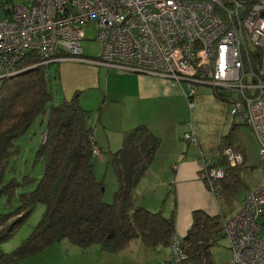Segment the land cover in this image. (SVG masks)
I'll return each mask as SVG.
<instances>
[{
    "label": "built area",
    "instance_id": "obj_1",
    "mask_svg": "<svg viewBox=\"0 0 264 264\" xmlns=\"http://www.w3.org/2000/svg\"><path fill=\"white\" fill-rule=\"evenodd\" d=\"M86 25L101 44L97 60L81 55ZM27 53L39 64L74 59L173 78L188 87L189 107L199 85L231 91L230 113L241 115L264 159V0H0V80L18 74ZM183 139L197 147L194 134ZM200 154L199 176L211 184L223 172ZM222 236L231 264H264V181L245 193ZM169 250L158 264L187 259L177 236Z\"/></svg>",
    "mask_w": 264,
    "mask_h": 264
},
{
    "label": "trees",
    "instance_id": "obj_2",
    "mask_svg": "<svg viewBox=\"0 0 264 264\" xmlns=\"http://www.w3.org/2000/svg\"><path fill=\"white\" fill-rule=\"evenodd\" d=\"M39 63L33 53L25 54L17 63L21 71L1 80L0 85V242L15 231L36 204L44 206L30 234L10 252L0 251V264H15L64 238L83 251L97 245L111 254L121 252L133 240L153 249L169 248L176 236L174 214L166 215L163 205L154 211L145 208L135 192L160 148V138L145 124L123 133L121 146L108 156L117 187L112 201H103V183L94 174L93 151L99 148L88 121L89 111L78 104L77 96L54 103L49 63ZM38 116L45 119L35 151V161L43 163L42 175L39 179L28 174L20 180L7 178L6 174L14 170L10 160L19 155L16 141ZM232 138L233 133L222 137L219 155L210 158L211 167L222 170V176L215 177L211 184L201 178L213 194L217 188L232 196L241 184L240 167L221 154L224 148L232 147ZM191 217L189 229L180 238L187 255L184 262L213 264L208 249L221 237L226 217L201 209L193 210Z\"/></svg>",
    "mask_w": 264,
    "mask_h": 264
},
{
    "label": "rangeland",
    "instance_id": "obj_3",
    "mask_svg": "<svg viewBox=\"0 0 264 264\" xmlns=\"http://www.w3.org/2000/svg\"><path fill=\"white\" fill-rule=\"evenodd\" d=\"M83 26L84 25H82V27ZM94 37L95 29L93 26L86 25L84 29V38L80 41L81 55L84 58L97 60L101 53V44L95 40ZM60 63L61 61L49 63L47 69L52 82L53 102L56 104L66 99V94L62 89V82L60 80ZM81 63L83 64L78 67L77 73L70 74L66 72V86L69 89L73 88V86L76 85V79H78L77 82H81L83 80H89L87 79L89 76L91 78H99L98 86L83 90L77 88V90L73 91L71 97H78V104L89 111V119L97 121L99 116H101L104 122H109L111 127H109L107 133L108 138L111 140V144H108L106 141L104 142V147L107 146L113 149L112 152H114L121 146L123 132H120L116 127L122 119L121 112L117 108L115 102L111 100L114 99L115 93L122 89V86L121 81L119 82L114 76L110 75H114L113 73H126L117 69L107 68L106 66H98L93 63ZM78 76L79 78H77ZM83 77L85 79H82ZM181 85L185 91L189 90L184 82ZM106 91L109 93L106 94ZM218 92H225L224 94L227 97H219L214 93L212 87L199 85L197 86V92L192 97L193 107H189L187 104L188 102L185 100L184 105H181V102L175 103L178 108L174 109L172 114L168 111H166V114L155 113L156 107L153 105L143 106L142 111L148 121L162 119L167 123L169 122L171 126H169L168 129H170L171 134L172 128H174L175 132L179 135L187 129L186 132L196 136L198 142L197 147L193 144L188 145L185 139L182 140L186 143H184L183 151L195 150L196 154L194 157L197 160V170L199 166L198 157L201 156L200 152H202L207 159H215L219 155L218 145L221 138L228 133H233L232 147L224 148L221 154H226L232 165H238L240 167L239 175L241 184L232 196H227L222 192H218L216 190L217 188H215L214 197L210 189L207 197L208 201L211 203L209 204L210 206L206 204L210 211L218 210L219 213L227 219L238 211L245 193L257 188L261 181H264V159L260 157L258 144L251 129L244 123L241 115H232L230 113L232 107L230 99L233 97L231 91L218 89ZM135 111L140 114L142 113L138 109L127 104L126 109L123 111V115L127 116L128 113L133 114ZM138 124H142V122L135 121L133 125L126 130ZM234 125L236 126L233 131ZM44 126L45 119L38 116L25 134L16 141V145L19 148V155L10 160V166L14 167V170L6 174L7 178L15 177L17 180H20L23 175L27 174L36 179L41 177L43 163L41 161H35V151L44 133ZM118 132L120 134H118ZM154 133H158V137H167L166 134H159L160 132L157 131ZM114 137L115 139L112 140ZM119 140H121L120 145L118 144ZM176 146L177 149L181 148L178 145ZM233 147L237 148L238 151L235 152ZM106 149L108 148H105L100 156H94L92 159L95 177L103 183L102 199L105 202H111L117 183L114 171L108 163L109 153L112 152ZM174 152L171 154H174ZM176 160V156L168 161L162 160V157L159 158L155 156L152 164L146 171L148 175L145 174L147 176L145 183L141 186L142 180L136 187L137 192H139L138 201L140 200L141 205L144 204L150 208V205L147 203L148 201L155 208L159 205H163L166 211L168 207L171 208L172 205H174L172 190L174 185L170 183V178L173 176L174 163ZM171 163L173 164L171 165ZM209 168L211 169V166ZM157 176L159 178H156ZM159 180L163 183L162 186L161 184L158 185ZM32 188L33 187H31V189ZM193 195L194 194L189 193L182 194L180 192L178 196L176 190V216H179L181 213H190L189 208L191 206H189V204L194 200ZM152 199L159 200L155 201ZM16 206L17 203H14L13 207ZM43 211L44 206L41 203L36 204L32 212L23 220L15 231L0 242V251H2V253H8L26 238L34 226L39 222ZM130 243H132V245L126 246L122 252L116 255L102 252L98 249L97 245H93L86 251H83L81 247L70 243L67 238H64L44 248L36 255L20 258L15 264H158V262H162L164 258L167 257V250L164 246L152 249L140 245V247L137 248V246H134L137 244L135 240ZM208 252L213 264H231V250L226 237H219L216 243L209 247ZM182 264L190 263L183 262Z\"/></svg>",
    "mask_w": 264,
    "mask_h": 264
},
{
    "label": "crops",
    "instance_id": "obj_4",
    "mask_svg": "<svg viewBox=\"0 0 264 264\" xmlns=\"http://www.w3.org/2000/svg\"><path fill=\"white\" fill-rule=\"evenodd\" d=\"M81 62L93 63L90 61H79V60L77 61L74 59L62 60L60 63V80L62 82V89L66 94L65 96L66 99L71 98L73 91L77 90V88L83 90V89L93 88L99 85L98 82L99 78L97 77L91 78L89 76L87 78L89 80H83L81 82H77L78 79H76L75 81L76 85L73 86V88L69 89L66 86V82H67L66 72H69L70 74H74L75 72L77 73L78 67L83 64ZM98 66H102V65H98ZM113 74L114 75H110V76H114L117 80H119V82L121 81V86H122V89L119 90L117 93H115L114 99L111 100L115 102L122 116V119L119 121L118 125L116 126L117 129H119L120 132L122 131L124 133L127 128L133 125V122L135 121L142 122V124H145L152 132L157 131L160 132L159 134L163 133L166 134L167 136V137H159L161 143L156 156H158L159 158L162 157V160L164 161L172 160V158L176 156L177 160L174 163L175 164L173 169L174 173L173 176L170 178V183L174 185V187L172 188L174 195V205H172L171 208L168 207L167 211L164 210L163 208V211L166 215H171V213L174 214L175 234L178 238H181L186 234L187 230L191 225L190 224L192 222L191 213L193 210L201 209L206 213H208L209 215H216L219 213V211L218 210L210 211L208 206H206V204L209 205L211 203L208 201V197H207L210 189L201 180L198 174L197 162H196L197 160L194 157L196 154L195 150L183 151L185 142L182 139H183V134L186 133L187 129L183 131L182 134L179 135L178 133L175 132V129L172 128V134H171L170 129H168V127L171 126L169 122L167 123L162 119L157 121H148L142 111V108L143 106L153 105L156 107L155 113L166 114V111H168L170 114H172L173 110L178 108L176 107L175 103L181 102V105H184L185 100L186 102H188L185 97L186 92L181 85L182 83H178L172 79L163 78L157 75L132 74V73H126V74L113 73ZM77 78H79V76ZM82 79L85 78L83 77ZM108 93L109 92L106 91V94ZM127 104L131 105L135 109H138L142 113L140 114L139 112L135 111L133 112V114L128 113L127 116H124L123 111L126 109ZM88 121L89 124L93 127L94 139L100 152L102 153L105 148H108L106 150L112 152L113 149H110L107 146L104 147V142L106 141L108 144H111L110 143L111 140L110 138H108V133H107L109 127H111L109 125V122L108 121L104 122L101 116H99V119L97 121H93L92 119H89ZM171 121L174 122L173 120ZM118 134L120 133L118 132ZM157 134L158 133H156V135ZM114 139L115 137L112 138V140ZM118 142H119L118 144L120 145L121 140H119ZM176 145H178L181 148L177 149ZM188 145L191 144L188 143ZM172 152H174V154H171ZM172 164L173 163H171V165ZM147 173L146 175H148ZM146 175L141 179V181L143 180L141 186L145 183V179L147 177ZM156 178L159 177L157 176ZM160 184L161 186L163 185V183H161V181L159 180L158 185ZM176 190L178 196L180 192L182 194H188V193L194 194L193 195L194 200L192 203L189 204V206H191L189 208L190 213H181L179 216H176L177 215L176 203H175ZM135 192L136 195L139 196L138 195L139 192H137V189L135 190ZM157 200L159 199H156L155 201ZM147 203L150 205V208L145 206L144 204L142 206L152 211L157 210L158 208H160V206H162L159 205L155 208L154 206L151 205L150 202L147 201ZM135 241L137 244L134 246H137V248H139L140 245H144L139 240H135ZM132 243H129L128 246L132 245ZM144 247L147 246L144 245ZM166 250H167L166 252L167 257L164 258L163 261H166L169 258V254H170L169 248L166 247Z\"/></svg>",
    "mask_w": 264,
    "mask_h": 264
},
{
    "label": "water",
    "instance_id": "obj_5",
    "mask_svg": "<svg viewBox=\"0 0 264 264\" xmlns=\"http://www.w3.org/2000/svg\"><path fill=\"white\" fill-rule=\"evenodd\" d=\"M52 62H58V61H52ZM52 62H50V63H52ZM172 80H174V79L172 78Z\"/></svg>",
    "mask_w": 264,
    "mask_h": 264
}]
</instances>
